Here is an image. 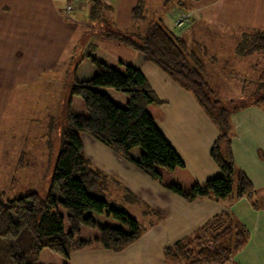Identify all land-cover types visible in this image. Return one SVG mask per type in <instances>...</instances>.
<instances>
[{
  "label": "trees",
  "instance_id": "16d2710c",
  "mask_svg": "<svg viewBox=\"0 0 264 264\" xmlns=\"http://www.w3.org/2000/svg\"><path fill=\"white\" fill-rule=\"evenodd\" d=\"M89 3V19L99 37L132 49L144 63L155 64L196 96L219 130L210 155L221 174L203 184L188 176L182 158L156 124L164 118L165 102L139 65L98 55L97 47L90 46L72 73L49 191L45 196L32 192L6 199L0 190V264H72L75 250L100 246L120 252L142 236L144 228L137 219L93 192L97 180L106 187L109 179L87 157L83 133L185 200L233 203L254 196L251 180L233 157L230 116L246 104H264V63L249 92L244 89L249 93L247 101L224 104L214 96L202 59L188 50L183 30L173 31L160 19L151 22L143 34L124 36L105 26L114 12L110 0ZM145 10L140 1L132 11L134 25L146 21ZM235 54L264 60V30L243 33ZM247 239L246 227L223 212L166 248L165 257L167 264H225Z\"/></svg>",
  "mask_w": 264,
  "mask_h": 264
},
{
  "label": "crops",
  "instance_id": "0c3cea01",
  "mask_svg": "<svg viewBox=\"0 0 264 264\" xmlns=\"http://www.w3.org/2000/svg\"><path fill=\"white\" fill-rule=\"evenodd\" d=\"M140 1H143L144 5L148 3V0H124L128 7L126 22L129 26L133 24L131 13ZM168 1L171 0H166V3ZM177 1L180 4L170 14L171 23L168 22L166 26L181 33L182 30L174 27V21L180 14L182 5L186 3L182 0ZM201 1L203 0H192V2ZM236 1L250 2L252 0ZM110 3L112 4L113 0H110ZM114 3L111 18L118 21L117 12L122 7V0H115ZM260 3L264 4V0ZM64 7L65 0H0V21L3 19L0 22V32L3 33L6 30L12 34V41L16 42L12 51L13 55H16L15 59L22 57L36 63L30 59V56L36 54L43 60L42 54H46V50L42 48L44 42L50 39L52 46L61 47L62 44L56 38L57 35L65 33L74 35V33H80L79 28L83 27L86 34L82 36V39L85 37L83 41L85 51L80 60L86 56L91 46L97 47L98 55L126 64L139 65L154 92L165 102L164 118L158 122L164 123L168 119L167 115L170 116V122L174 121L173 125L166 128L169 134L168 141L185 163L187 175L201 184L219 176L220 168L210 155L219 136V130L196 96L155 64L144 63L138 54H129L126 51L122 54H114L109 50L106 42L120 43L98 36L97 26L92 25L89 19V0H77L75 10L69 17L65 16ZM190 28L193 30V27L187 25L183 31L187 30L186 34H188ZM233 28L232 31H236L235 26ZM263 30L264 28L248 26V29L242 32L236 31L240 34L237 41L243 33ZM72 48L74 49V46ZM74 53L75 50L72 51L70 62L75 59ZM28 67L30 71H34V65L31 64ZM68 74H70L69 70ZM242 90L244 93V89ZM230 117L233 157L237 168L253 184L255 193L251 199L245 197L233 203L211 199L185 200L140 171L123 156L109 151L112 168L111 165L107 166V171L120 176L122 183L129 189L138 194L140 191L143 195L142 201L146 204L145 206L155 211V216L148 215L145 210L142 212L146 219L144 224H141L144 232L137 241L124 250L113 252L100 246L75 250L71 253L72 264H167L166 248L190 237L223 212L233 216L248 231L246 245L225 264H264V104H246L239 110L233 111ZM160 129L164 133L161 127ZM93 140L86 138L90 150L98 151L106 147L96 139ZM254 203L259 204L258 208L254 206Z\"/></svg>",
  "mask_w": 264,
  "mask_h": 264
},
{
  "label": "rangeland",
  "instance_id": "374dc122",
  "mask_svg": "<svg viewBox=\"0 0 264 264\" xmlns=\"http://www.w3.org/2000/svg\"><path fill=\"white\" fill-rule=\"evenodd\" d=\"M114 1L111 4L113 7ZM182 1L186 5H182L180 13L191 15L189 27H193L188 34L187 30L184 32L188 50L197 54L205 64L207 81L215 98L224 104L231 100L247 101L249 94L243 93L242 89L251 88V82L262 71L264 60L254 56L238 57L234 48L240 35L237 32L248 29V26L264 28V4L260 3L263 0ZM146 4V21L129 26L126 22L128 7L122 0V7L117 12L118 21L111 18L105 24L106 28L128 37L143 34L151 22H158L160 19L164 24L170 22V14L174 8H178L179 1L171 0L166 3V0H148ZM2 21L3 19L0 22ZM234 26L237 32L232 31ZM79 29L80 33L74 35H57L61 47L52 46L50 39L44 42L42 48L46 50V54H42L43 60L36 54L30 56L36 63L22 57L15 59L16 55L12 51L16 42L12 41V34L6 30L0 32V190L6 199L23 197L32 192L45 196L50 189L65 123L72 73L85 51V37L82 39V36L86 34L83 27ZM119 45L121 44L106 42V47L114 54H122L123 51L135 53L132 49ZM74 50L75 59L70 62ZM31 64L34 65V71L29 70L28 66ZM167 118L164 123H159L158 119L156 124L169 140L166 128L173 125L174 121L170 122L169 115ZM82 136L87 157L109 179L106 187L101 184V179L97 180L93 192L118 205L141 224L146 221L142 214L144 210L148 215L155 216V211L145 206L140 191L138 194L129 189L122 183L120 176L107 171V166L111 165L112 168L109 151L115 152L103 146L98 151L90 150L86 138H94L86 133ZM157 182L160 183L158 180ZM180 183L185 186L184 181Z\"/></svg>",
  "mask_w": 264,
  "mask_h": 264
},
{
  "label": "built area",
  "instance_id": "2783aa9c",
  "mask_svg": "<svg viewBox=\"0 0 264 264\" xmlns=\"http://www.w3.org/2000/svg\"><path fill=\"white\" fill-rule=\"evenodd\" d=\"M77 0H65L64 14L66 17L71 16L73 11L75 10ZM191 15L189 13L182 14L180 13L174 21V27L179 30H183L189 24ZM210 244V243H209Z\"/></svg>",
  "mask_w": 264,
  "mask_h": 264
}]
</instances>
